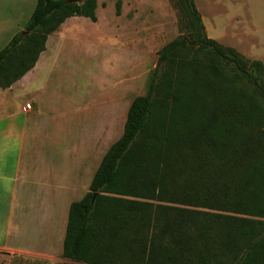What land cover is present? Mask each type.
I'll use <instances>...</instances> for the list:
<instances>
[{"label": "trees", "instance_id": "1", "mask_svg": "<svg viewBox=\"0 0 264 264\" xmlns=\"http://www.w3.org/2000/svg\"><path fill=\"white\" fill-rule=\"evenodd\" d=\"M178 1L195 45L180 37L160 50L122 135L69 205L63 258L264 264V65L209 38L194 1ZM96 7L36 0L23 30L0 49V88L35 66L66 19L95 21Z\"/></svg>", "mask_w": 264, "mask_h": 264}, {"label": "rangeland", "instance_id": "2", "mask_svg": "<svg viewBox=\"0 0 264 264\" xmlns=\"http://www.w3.org/2000/svg\"><path fill=\"white\" fill-rule=\"evenodd\" d=\"M35 1L0 0V6L28 3L33 7ZM193 1L209 38L264 65V0ZM21 11H14V20L8 21V33L17 25L22 31L29 20ZM94 15L95 21L76 16L60 25L61 38L58 41L52 36L49 43L51 59L40 65L32 81V88L38 85L34 96L42 99L43 115L30 120L32 126L41 127L38 134L45 144L40 150L47 152V167L54 166L53 158L61 160L63 173L67 169L73 173L77 167V188L68 202L84 196L102 157L122 135L129 105L135 97L145 95L160 50L180 37L192 45L193 30L178 0H97ZM199 61L211 68L209 59L200 56ZM25 99L17 96L11 106H19ZM56 126L60 145L46 138ZM75 157L78 164H72ZM79 163L83 164L78 173ZM34 196L31 192V198ZM48 196L54 201V193ZM50 222L51 217L44 223L41 212L30 210L28 237L10 246L42 250L46 247L45 224ZM39 261L0 251V264Z\"/></svg>", "mask_w": 264, "mask_h": 264}, {"label": "crops", "instance_id": "3", "mask_svg": "<svg viewBox=\"0 0 264 264\" xmlns=\"http://www.w3.org/2000/svg\"><path fill=\"white\" fill-rule=\"evenodd\" d=\"M3 5L0 6V49L21 31L17 25L11 32H7L8 21L14 20V11L19 12L24 7L21 14L26 13L27 19L35 7L28 3L24 6L19 3H11L10 6L5 4L4 7ZM52 34L48 36L45 51L40 54L35 66L10 88H0V251L37 257L41 259L40 264H81L62 257L68 209L72 202H68V197L77 188V167H73V173L71 169L63 173L61 160L57 158H53V167L50 164L47 167L44 160L47 152H43L45 140L42 142L38 134L41 127L32 126L30 120L41 118L43 115L42 99L34 96L38 92L35 90L38 85L32 88V81L35 80L34 74L40 70V65L51 59L53 51L49 43L52 36L58 41L61 38L60 30ZM27 94L33 96L29 97ZM17 96L26 99L19 106L13 107L12 101ZM25 104H31L33 110L24 113L22 108ZM53 128V132L47 134L46 138L50 143L60 145L61 137L56 135L58 127ZM73 160L75 161L72 164H78L76 157ZM82 164L78 167V173ZM31 192H34L36 197L31 198ZM49 193H54V201L48 196ZM34 208L42 213L44 223L47 217H51V222L45 224L47 230L44 231L43 242L46 247L36 252L25 246H10L12 242H23L24 238L28 237L30 210Z\"/></svg>", "mask_w": 264, "mask_h": 264}, {"label": "built area", "instance_id": "4", "mask_svg": "<svg viewBox=\"0 0 264 264\" xmlns=\"http://www.w3.org/2000/svg\"><path fill=\"white\" fill-rule=\"evenodd\" d=\"M22 109H23L24 113H28V112L32 111V105L31 104H25Z\"/></svg>", "mask_w": 264, "mask_h": 264}, {"label": "water", "instance_id": "5", "mask_svg": "<svg viewBox=\"0 0 264 264\" xmlns=\"http://www.w3.org/2000/svg\"><path fill=\"white\" fill-rule=\"evenodd\" d=\"M69 2H74V3H78L79 2V0H73V1H69ZM191 44H194V42L193 43H191ZM97 196V193H94L93 194V197H92V202L94 201V198Z\"/></svg>", "mask_w": 264, "mask_h": 264}]
</instances>
